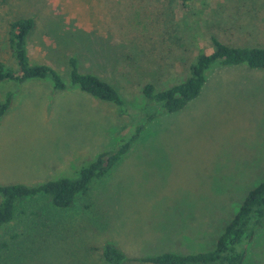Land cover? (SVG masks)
<instances>
[{"label":"rangeland","instance_id":"1","mask_svg":"<svg viewBox=\"0 0 264 264\" xmlns=\"http://www.w3.org/2000/svg\"><path fill=\"white\" fill-rule=\"evenodd\" d=\"M29 17L31 62L52 65L69 86L0 82V101L14 92L0 119L1 185L73 176L144 126L71 205L46 193L23 198L0 230V264H157L141 258L215 249L264 181V68L213 64L199 95L175 112L149 102L142 87L185 80L196 56L213 50V36L264 47V0H0V61L12 69L10 26ZM70 57L113 84L130 112L72 85ZM107 244L125 260L108 261ZM243 264H264V225L246 243Z\"/></svg>","mask_w":264,"mask_h":264},{"label":"trees","instance_id":"2","mask_svg":"<svg viewBox=\"0 0 264 264\" xmlns=\"http://www.w3.org/2000/svg\"><path fill=\"white\" fill-rule=\"evenodd\" d=\"M189 0H182L186 4ZM35 25V20L19 18L10 26L9 43L13 55L17 60L18 69H12L0 61V82L12 80L23 83L27 80L49 79L57 90L66 89V84L60 72L52 65L32 63L27 50V37ZM213 50L202 52L196 56L190 66V75L180 83L158 89L153 82H146L142 87L143 95L149 102L159 105L163 110L175 112L182 109L189 101L196 98L206 82V72L216 63L223 65L246 64L252 68H264V47L234 46L212 37ZM70 81L80 89L99 99L114 103L121 115H127L128 104L119 90L107 80L91 72H83L79 68L76 57L69 58ZM14 92L6 95L0 101V119L11 108ZM130 112V111H129ZM132 113V112H131ZM148 121L156 116L152 112L147 114ZM143 124L135 125L134 133L111 150L99 153L97 158L81 167L75 175L60 177L38 186H28L22 183L0 184V230L8 225L17 214L19 202L28 196L46 193L57 206L71 205L79 193L89 190L94 179L102 178L107 174L129 151L133 142L140 136ZM264 225V181L253 188L243 201L239 211L226 225L218 238L215 249L195 254H179L164 252L156 256L141 258L157 264H187V263H214L243 264L246 258V243L250 242L258 226ZM7 246L6 242L2 243ZM105 258L118 263L125 260V254L114 244L104 247Z\"/></svg>","mask_w":264,"mask_h":264},{"label":"crops","instance_id":"3","mask_svg":"<svg viewBox=\"0 0 264 264\" xmlns=\"http://www.w3.org/2000/svg\"><path fill=\"white\" fill-rule=\"evenodd\" d=\"M216 64H218V65H223V64H221V63H216ZM243 65H246V64H243ZM210 68H211V67H210ZM210 68H209V69H210Z\"/></svg>","mask_w":264,"mask_h":264}]
</instances>
